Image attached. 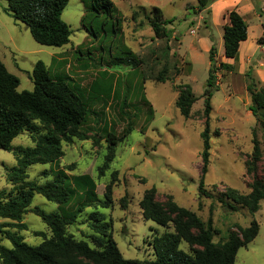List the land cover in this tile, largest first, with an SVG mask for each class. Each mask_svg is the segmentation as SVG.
I'll list each match as a JSON object with an SVG mask.
<instances>
[{"label":"rangeland","instance_id":"rangeland-1","mask_svg":"<svg viewBox=\"0 0 264 264\" xmlns=\"http://www.w3.org/2000/svg\"><path fill=\"white\" fill-rule=\"evenodd\" d=\"M112 2L114 17L109 20L102 16L93 22L86 16L82 0H70L62 13L63 21L72 31L70 43L57 48L38 44L27 26L6 12L8 2L0 0V59L19 79L18 91L34 90L33 70L42 61L53 77L66 79L91 112L73 142H61L63 156L53 164L31 166L27 170L28 180L45 185L54 179L51 174L45 176V171L63 169L70 177L90 175L101 201L110 193L108 208L99 204L87 208L66 229L67 235L87 242L92 248L97 247L91 238L101 236L92 230L95 222L90 215L99 212L125 259H153L155 237L173 232L172 225L164 228L142 216L143 195L155 188L160 201L171 197L180 207L196 213L205 225L211 217L216 244L225 242L229 233L238 232L237 227L248 228L256 220L259 235L239 250L235 264H264V200L260 210L250 214L247 208L228 199L230 190L244 197L251 193L254 168L248 172V164L252 162L253 132L261 150L256 173L264 179V131L249 111L251 97L247 91L248 73L258 89L264 88V80L253 70L254 64L264 63V34L257 41V62L243 72H239L237 61L232 71L219 69L217 72L218 90L213 92L210 116V164L205 177V189L212 194L208 198L198 193L204 92L210 69L207 47L214 40L217 64L223 63L224 29L219 27L222 18L218 11L210 15L195 14L196 0ZM257 2L262 19L246 15L253 34L259 32L261 23L264 28V6L260 0ZM155 7L161 9L166 20L172 21L166 27L167 38L156 39L149 26L148 18ZM122 57H134L138 67L111 64L115 58ZM261 68L264 72V66ZM184 85H189L198 98L190 119H185L176 107L177 87ZM36 123L38 132L34 137L47 136L49 128ZM129 123L133 124L134 131L118 144L114 161L101 175L99 170L109 151L107 134L122 137ZM12 146L14 150L34 148L36 143L29 132H23ZM17 165L14 152L0 149V191L13 188L8 181V169ZM227 204L237 210H231ZM35 207L48 213L59 212L58 204L41 195L34 196L23 218L28 229L18 231L32 247L52 238L51 229L31 212ZM7 222L0 219V224ZM0 244L8 249L13 247L7 239L0 238ZM181 248L187 250V245L183 243Z\"/></svg>","mask_w":264,"mask_h":264},{"label":"trees","instance_id":"trees-1","mask_svg":"<svg viewBox=\"0 0 264 264\" xmlns=\"http://www.w3.org/2000/svg\"><path fill=\"white\" fill-rule=\"evenodd\" d=\"M6 12L16 21L25 24L33 39L42 46L62 48L70 43L72 31L63 21L62 13L70 0H6ZM196 13L211 14V6L217 0H196ZM259 0H254L256 13L260 12ZM86 16L95 22L100 17L111 20L114 17L115 6L112 0H82ZM135 16V14H134ZM86 17H84L85 19ZM83 19V21H84ZM229 23L224 27V55L236 60L241 43L248 38V24L236 11L228 13ZM166 20L160 8L155 7L148 18L156 39L167 38L166 27L171 24ZM169 50V47H166ZM128 55L130 52L127 53ZM215 43L209 51V77L204 92V130L201 133L203 151L201 154V171L198 193L200 196L212 198L205 189V177L210 164L211 135L210 121L213 111L212 96L217 91V72L219 69L232 71L233 66L216 61ZM113 66L126 65L132 69L138 67L136 59L129 57L115 58ZM247 91L251 97L249 111L257 119L264 131V88L258 89L251 73L247 74ZM32 79L33 91L19 92V79L11 74L0 59V149L14 152L18 165L8 169V181L13 186L10 191H0V219L9 222L0 224V238L9 240L13 247L8 249L0 244L1 264H235L241 248L247 247L259 235L260 226L253 220L248 228L237 227L238 232H231L225 242L214 243L215 229L210 217L207 225L196 213L177 205L171 197L160 201L157 190H147L140 202L142 216L147 221L168 228L173 226V232H165L156 236L153 241L154 258L151 260L125 259L120 252L112 234L108 232L109 225L104 223V216L93 212L90 216L95 222L91 225L95 234L92 242L97 248H92L85 241H77L66 233L68 226L75 224L78 216L87 208L97 206L108 208L111 203L110 193L106 200L101 201L97 195V185L90 175L70 177L65 170L58 169L44 172L54 177L51 182L40 185L29 181L27 170L36 164H53L63 156L61 142H73L76 132L85 126L91 112L83 98L79 96L64 78H55L47 65L39 61L34 67ZM165 82V81H162ZM179 93L176 107L185 119L191 118V110L198 98L189 85L178 86ZM40 122L49 128L47 136L36 139ZM134 131L129 123L122 137L107 134L109 151L99 172L103 175L115 159V150L120 142ZM23 132H29L36 143L34 148H18L14 150L12 143ZM252 162L248 164V172L254 168V178L251 193L238 196L230 190L228 197L234 204L247 208L250 214L257 213L264 200V179L256 173L261 160L260 144L253 132ZM41 195L48 201L59 206V212L48 213L39 207L32 213L40 217L51 229L52 238L41 245L32 247L25 243L18 231H26L24 215L29 212L35 195ZM126 207V205H123ZM236 211L237 207L227 204ZM16 229L17 231H12ZM185 243L187 250L181 248Z\"/></svg>","mask_w":264,"mask_h":264},{"label":"crops","instance_id":"crops-1","mask_svg":"<svg viewBox=\"0 0 264 264\" xmlns=\"http://www.w3.org/2000/svg\"><path fill=\"white\" fill-rule=\"evenodd\" d=\"M262 6H264V0H260ZM211 13L213 11H218L222 21L220 22L219 27L224 29V27L229 23L228 13L232 10H236L247 22L246 15H250L251 17H256L258 19H262L260 15L256 13L254 0H217L211 6ZM263 11V9H262ZM264 12V11H263ZM248 24V23H247ZM252 28L248 25V38L246 41L241 43L239 54L236 60L224 58L223 63L229 64L231 66L235 65V61H237V67L239 72H243L252 65L255 61V52L258 49V40L264 34L263 24L261 23V27H259V32L253 34L251 31ZM215 39V38H214ZM215 43L214 40L209 42V46L207 47V51H210L211 46ZM264 63H257L253 65L254 73L264 80V72H262V68Z\"/></svg>","mask_w":264,"mask_h":264}]
</instances>
